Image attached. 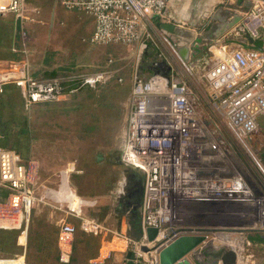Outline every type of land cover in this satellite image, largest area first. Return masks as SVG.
Segmentation results:
<instances>
[{"label": "built area", "instance_id": "1", "mask_svg": "<svg viewBox=\"0 0 264 264\" xmlns=\"http://www.w3.org/2000/svg\"><path fill=\"white\" fill-rule=\"evenodd\" d=\"M250 1L242 19L225 34L234 46L212 44L209 63L200 76L224 128L214 119L201 117L195 107L194 91L175 76L171 62L165 60L170 65L168 74L158 71L143 78L135 72L119 160L142 173L140 235L137 239L121 235L116 228L85 214L82 207L74 209L67 200L54 206L64 213L57 222L60 263L71 259L77 229L72 219L76 218L82 231L114 234L110 241L115 237L120 246H132L133 252L124 264H158L159 251L183 234H204L206 241L211 234L213 246L219 247L215 235L221 233L234 241L227 247L236 252V264H259L250 251L253 242L244 233L264 230V158L251 144L252 136L259 131L258 118L264 114V0ZM26 2L0 0V16L13 14L19 20L21 40L20 57L0 62V98L5 85L13 83L19 88L23 109L30 111L37 104L55 102L83 89H96L110 80L113 72L103 68L34 77L24 21L39 20L26 13ZM167 2L59 0L65 9L93 18L91 43L136 44L138 54L147 48L150 25L153 19L164 16ZM178 58L186 71L194 70L192 64ZM75 167L71 161L63 171L69 174ZM45 186L35 158L24 160L15 149L0 143V229L18 230L16 242L22 247L24 262L30 215L38 204L47 202ZM228 206L246 208L241 217L248 216L252 222L232 225L189 221L192 208ZM148 227L157 229L152 240L146 235ZM21 235L25 236L24 243L20 242ZM141 246L148 250L142 251ZM18 256H0V260Z\"/></svg>", "mask_w": 264, "mask_h": 264}, {"label": "rangeland", "instance_id": "2", "mask_svg": "<svg viewBox=\"0 0 264 264\" xmlns=\"http://www.w3.org/2000/svg\"><path fill=\"white\" fill-rule=\"evenodd\" d=\"M237 3V0H221L211 10L207 21L197 28L202 30L215 13L223 7L235 9ZM34 6L41 12L40 16L34 17L42 22L25 20L24 24L30 37L31 71L37 77H47L53 67L56 75L102 68L113 72L110 80L96 89H83L64 96L60 101L37 104L30 111L23 109L19 88L13 83L5 85L0 98L2 144L18 151L24 160L35 158L47 187L43 192L47 202L38 204L30 215L25 260L28 264H62L57 258L56 233L58 219L64 213L54 206L67 200L74 209L82 207L85 214L93 215L112 229L116 228L121 235L133 239L139 237L138 209L122 203L121 211H117L118 197L125 198L137 182L132 171L118 163L116 158L124 139L128 97L135 72L147 78L152 73L154 60L171 62L175 76L194 91L195 107L201 117L214 119L224 127L221 114L210 104L207 86L200 77L209 63L204 58L210 56L205 41L200 40L197 47L201 51L189 57L194 63V70L189 72L179 61L178 56H181L176 46L163 35L165 31L154 33L150 28L147 48L138 54L136 44L94 45L88 35L90 17L84 15L83 20L74 17L64 11L57 0H28V15L32 14ZM163 19L166 20L167 16ZM17 25L13 14L0 16V38L8 30H16ZM178 25L180 28L190 27L186 22L179 21ZM188 44L193 42L190 40ZM258 122L264 133V116H260ZM223 131L227 133L225 129ZM260 155L264 156V150ZM71 161L76 167L67 174L63 168ZM189 211H192L189 221L194 220L198 224L246 225L251 221L248 216L241 217L246 211L242 206L195 207ZM72 220L77 229L72 256L66 264L126 263L128 252H133L132 246H120L115 237L110 241L114 234L104 236V232L97 235L84 232L79 228V220ZM255 232L264 236V231L258 230H248L244 234ZM17 234L15 229H0V256L10 257L22 252L16 244ZM211 237L210 234L207 242L213 244ZM229 238L221 233L215 235L216 241L213 240L218 245H228ZM250 249L256 261L263 264L264 252H259L262 248L254 249L252 245ZM119 253L121 260L117 261L114 254Z\"/></svg>", "mask_w": 264, "mask_h": 264}, {"label": "crops", "instance_id": "3", "mask_svg": "<svg viewBox=\"0 0 264 264\" xmlns=\"http://www.w3.org/2000/svg\"><path fill=\"white\" fill-rule=\"evenodd\" d=\"M220 1L221 0H168L167 6H166V8L164 10V16L162 17V18H164V17L167 16V19L166 20H164V19L162 20V18L153 19V25H150V28L152 29V31L154 33H160L159 31L162 32L164 30L157 26V22H159V21L175 22L176 25H178L179 21L181 23H185L186 22L187 24H189L190 27L182 26L183 28H180L181 25H178L179 26L178 28H180L181 30H179V33L177 32V33L172 34V35L173 36H179V38L185 40L186 42H189L194 37H196V38L200 37L201 41H203V42L204 41H208V40H212V38H215L214 37L215 34L221 28H223V29L224 28H226V29L228 28V27H226V23L229 20H231L234 17V15L240 14V12H241V14H243V12L247 9L246 7H244L243 3H241V4L237 3L235 9H228V8L223 7L218 12V15H217L216 18H212V21L211 20L208 21V23L206 24V26H204V28L202 30L198 29L197 26L199 24L205 23L207 21V19L209 17V13L214 8V6L217 3H219ZM57 3H59V0H57ZM59 5H60V3H59ZM62 9L64 11L70 12L74 17L80 18L81 20L84 19L83 18L84 15H87L88 17H90V19L87 22L88 25H89L88 35L90 37V34H91L93 26H94L93 18L90 15L85 14L83 12H76V11H73V10H67L64 7H62ZM31 13L32 14L29 15L31 17L38 16V15L40 16L41 15V12H40V10L38 9L37 6H34L32 8V12ZM51 18L52 19L54 18V14L51 16ZM15 19L18 21L17 29L13 30V31H9L8 30V32L4 33L3 37L0 38V62L8 60V59H16V58L20 57V54H21L20 53V49H21L20 23H19V20L16 17H15ZM157 19H159V20L155 21ZM39 21L42 22V20H39ZM59 21L61 22L62 20H59ZM62 23H63V21H62ZM235 24H233L231 27H229L225 31V33H223L218 39L213 41L212 42V44L214 43L213 46H215L216 43H218V44L219 43H222V44L225 43L230 48L232 46H234V44H232L230 42L229 37H227L225 34ZM163 35L165 36V33ZM84 39H85V37H83L82 40H84ZM211 45L208 46V51H210L209 48L211 47ZM255 46H257V43H256ZM191 51L192 50L190 49V52ZM86 58H87V55H86ZM209 58H210V56L208 58H204V59L208 60ZM156 61H158V60L156 59V60L153 61V66H154V63ZM185 62L188 63V64H194L192 59L185 60ZM51 69H52L51 72H56V68L53 67ZM55 75H56V73H55ZM42 78H45V77H42ZM62 98H60V100ZM60 100H58V101H60ZM38 105H40V104H38ZM251 144L256 149V151L259 153V155H260V153L263 152V150H264V133H263V131L261 129H259V131L255 135L252 136ZM260 156H262V155H260ZM262 158H264V156H262ZM0 199H2L1 193H0ZM24 237H25L24 235H21L20 242L24 243V241H25ZM56 237H57V233H56ZM16 244L20 246V244H18L17 242H16ZM253 245H254V249L262 248V250H259V252H264V242H253ZM20 254H19L18 257L8 258V259H5L4 261L0 260V264H27L26 261L25 262L23 261L24 257L21 256ZM120 255H121L120 253L119 254H114V259L117 260V261H120L121 260V256Z\"/></svg>", "mask_w": 264, "mask_h": 264}, {"label": "water", "instance_id": "4", "mask_svg": "<svg viewBox=\"0 0 264 264\" xmlns=\"http://www.w3.org/2000/svg\"><path fill=\"white\" fill-rule=\"evenodd\" d=\"M238 4L243 3L244 7L249 8L251 6L250 0H237ZM218 13H215L213 18H216ZM220 18V17H219ZM242 14H236L234 17L226 23V27H231L233 24L240 21ZM157 26L165 31L166 38L176 46L179 55L183 60H188L190 56L195 53H199L201 48L197 47L198 42H200V37H194L191 39L193 44H188L185 40L179 38V36H173L172 34L179 33L180 28L175 22L159 21ZM227 28V29H228ZM226 28H221L216 34L215 38L212 40L205 41V45L208 46L212 44L213 41L218 39L225 31ZM174 32V33H173ZM195 42V43H194ZM183 43L184 46L178 44ZM214 44V43H213ZM184 48L182 50L181 48ZM190 49L192 50L190 52ZM161 71L164 74L170 72V65L165 60H158L152 67V72ZM264 116V114H263ZM117 162L122 164L117 159ZM133 175L137 177V182L131 188L129 194L125 197L128 200V204L133 206V209H138L140 206L142 198V173L135 169L134 167L127 166ZM264 231V230H258ZM157 233L156 228L148 227L146 229V235L149 240H152ZM207 236L204 234H183L178 236L168 245L163 247L158 253V264H236L237 254L236 252L227 246L221 245L219 247H214L212 243L206 241ZM142 251H147L146 246H141ZM131 252H128L127 258H129ZM197 255H199L197 257Z\"/></svg>", "mask_w": 264, "mask_h": 264}, {"label": "trees", "instance_id": "5", "mask_svg": "<svg viewBox=\"0 0 264 264\" xmlns=\"http://www.w3.org/2000/svg\"><path fill=\"white\" fill-rule=\"evenodd\" d=\"M257 43L259 44L260 41H257ZM32 72V71H31ZM32 75L36 78H39L37 77L36 73L32 72ZM52 76H55V72H49L48 73V76L47 77H52ZM1 133V131H0ZM3 135L2 133L0 134V136ZM0 143L2 144L1 142V138H0ZM18 152V151H17ZM115 217H112V219H114ZM139 235H140V230H139ZM247 238L249 240H251L252 242H264V236L260 233V232H255L254 234H248L247 235ZM27 263V262H26ZM28 264V263H27Z\"/></svg>", "mask_w": 264, "mask_h": 264}, {"label": "flooded vegetation", "instance_id": "6", "mask_svg": "<svg viewBox=\"0 0 264 264\" xmlns=\"http://www.w3.org/2000/svg\"><path fill=\"white\" fill-rule=\"evenodd\" d=\"M121 150V149H120ZM119 155H120V151L117 153V155H116V158L118 159V157H119ZM126 199V200H125ZM118 200H119V202H118V204H117V211H121V205H122V203H126V204H128L129 202H128V200H127V198H124V196H123V198H121V197H118ZM138 215H139V221H140V211H139V208H138Z\"/></svg>", "mask_w": 264, "mask_h": 264}, {"label": "bare ground", "instance_id": "7", "mask_svg": "<svg viewBox=\"0 0 264 264\" xmlns=\"http://www.w3.org/2000/svg\"><path fill=\"white\" fill-rule=\"evenodd\" d=\"M203 4V3H202ZM207 5V4H206ZM205 10V9H204ZM178 44H180V45H182V46H184L183 45V43H178ZM182 50H184V48L182 47L181 48ZM234 244V241H233V239L232 238H229V240H228V242H226V244H228V245H225V243H222L221 245H223L224 244V246H229L230 244ZM221 245H219V246H221Z\"/></svg>", "mask_w": 264, "mask_h": 264}]
</instances>
